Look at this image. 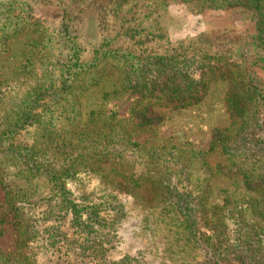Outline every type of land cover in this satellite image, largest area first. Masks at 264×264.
<instances>
[{"label":"rangeland","instance_id":"374dc122","mask_svg":"<svg viewBox=\"0 0 264 264\" xmlns=\"http://www.w3.org/2000/svg\"><path fill=\"white\" fill-rule=\"evenodd\" d=\"M158 1L0 0V258L15 257L33 221L38 243L59 230L75 240L61 210L69 199L117 228L113 251L103 238L97 248L106 264H264V179L249 189L238 159L208 152L215 130L231 133L232 149L264 145V18L255 23L258 9L244 2ZM143 14L152 16L141 25ZM193 19L211 26L191 31ZM142 26L168 40L156 39V53L183 45L211 69L192 72L205 71L198 103L160 108L163 122L131 126L128 142L138 95L124 92L122 61L102 53L142 49L126 43ZM252 160L264 172V152ZM56 247L35 249L37 262L59 264L65 245Z\"/></svg>","mask_w":264,"mask_h":264},{"label":"trees","instance_id":"16d2710c","mask_svg":"<svg viewBox=\"0 0 264 264\" xmlns=\"http://www.w3.org/2000/svg\"><path fill=\"white\" fill-rule=\"evenodd\" d=\"M204 1L207 2V5L202 9L217 8V6L212 5L215 0ZM223 1L225 2V4L230 3L231 5H233V3H235V5H238L240 2H244L245 5L255 4L253 8L258 9L260 14L259 16H257L258 18H254V22H261L259 21V19L264 18V0ZM165 2H167V0H159L158 2H156V4H159L158 6L161 7L163 6V4H166ZM152 15H154V13H152ZM152 15L143 14L140 24H146L147 20H145V18L149 19ZM150 25L151 24H149V27ZM187 28H189L191 31L196 30L195 27L191 25ZM148 29L149 28H143L142 26L136 27V29H134V32H131L129 30L131 33L126 36V43L128 41H132L133 43L138 42L143 47L136 53L127 52L125 54L120 53L122 54L120 55L118 53L119 51L111 52L110 50H106L102 53L103 57L113 55L112 58H117V61L119 62L122 61L123 64L116 67L119 69V71H121L122 69L124 73L123 74L121 72V75H123V82L121 84L123 85L124 92H130L138 95L132 115L128 120H126V122L123 123L124 129L122 130L126 132L127 135L125 136V139L128 142L131 140L130 136L132 135L130 133L131 126H134L137 129L146 127L152 128L163 122L164 117L158 111L160 108L167 107V105H172L173 108L178 109L183 108L189 104L192 105L198 103L201 100L199 92L204 89V86L202 87L204 80L202 79L203 77L201 74L205 73V71L198 74L197 78L192 72H195L194 70L198 71L202 68H207L208 70L209 68L211 69V67H209L207 64L202 63L203 61L201 62L194 59L197 54L188 56V54L185 53L184 49H182L184 48L183 45L179 46L180 49L178 51H173L170 53L167 52L166 54L156 53L158 49L153 47L156 45L155 41L156 39H159V36L153 35L152 31ZM196 39L197 37L193 40L189 39V41H197ZM159 40L162 44H168L167 39L161 38ZM148 45H151L152 47L150 48V46ZM191 51L195 52L194 49H192ZM122 57H124V59L132 57L133 61L129 62L128 60H120L119 58ZM190 58L192 60L194 59L195 61H189ZM222 131L224 130H215L213 132L214 134L212 136V141L208 145V152L215 153L220 150L230 157H235L236 159H238L239 162L237 161L233 165V171L235 173L242 174L245 180V185H247L249 189H254L256 181L259 178L264 179V172H259L258 175H255L254 170L255 167L257 168V163L256 160L252 159H254L255 153L257 154L259 152H264V145L260 146L257 150H255L253 146L247 147V145H238L235 149H232L233 144L230 140V138L232 139V137H230L231 133L229 132V134H227L226 136L222 134ZM247 138L254 139V135H249L247 136ZM230 151H232V153ZM38 169L39 167L37 168V172ZM220 169L221 168L219 166V170ZM112 171L113 175L121 177V175H119V172L121 171L120 165L118 163H115ZM59 187L63 190L66 189L64 183ZM6 196L8 197V202H10L11 193L7 192ZM71 202V200L67 199L65 202L66 205L61 204V206L64 207L61 210H64L65 214L69 212V215L73 220L72 227H74L78 234V237H76L75 240L74 238H67L68 236L65 234L67 232L59 230L61 235L59 233V236H56V234L52 233L50 235V238L47 239L48 242L46 241V239H44L42 242L38 243L39 240H37L36 238L37 236H43V233L39 230L37 224H35V222L33 221L32 224L29 225L27 223L26 226H24L27 229L23 228V230H21L22 236L19 243H17L16 252L18 253L15 254V257H11V255H9V258L7 259L0 258V264H39L35 257L37 253L36 250H42L41 247H45L47 249H56V251L58 252V247H56V245L62 243H64L65 245L63 251L64 256H62V259L59 256V260H62L61 262H59V264H74V262L75 264H85L89 261L93 262V264H106V258L102 259L100 255L98 256L97 248L99 247L103 238L109 240L111 251H113V243L115 242V237L117 236V228L114 225H111L109 227V224L105 221L106 219L102 217V210L96 211L95 208H93L83 212L81 209H75L73 203ZM21 225V222L15 224L16 228H18V232L21 229ZM95 226H98V229H94ZM85 230V234L82 235L85 236V239L83 238L82 241H87V239L89 238H92L93 240L86 246H83V242L80 243L78 241L80 240L79 235ZM104 230H106V232L103 233ZM100 231H102V236L99 233ZM48 233H50V230L45 234ZM62 233L66 238L62 237ZM251 244L252 245L248 247L250 248L249 252L255 254L252 250L255 243L252 242ZM75 245L77 249L73 251V246ZM106 249L107 248H104V251ZM86 251H89L90 255H84V252ZM75 254H78L80 257H74ZM215 260L219 263L221 261V259L217 257H215ZM251 262L254 264V258L251 259ZM109 263L115 264L112 261Z\"/></svg>","mask_w":264,"mask_h":264},{"label":"crops","instance_id":"0c3cea01","mask_svg":"<svg viewBox=\"0 0 264 264\" xmlns=\"http://www.w3.org/2000/svg\"><path fill=\"white\" fill-rule=\"evenodd\" d=\"M197 23L198 20H194V19L192 20V26L195 27L196 30H198L199 28L200 30H205L211 26V23L206 21L202 22L203 27H199L200 25H196Z\"/></svg>","mask_w":264,"mask_h":264}]
</instances>
